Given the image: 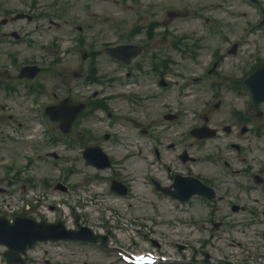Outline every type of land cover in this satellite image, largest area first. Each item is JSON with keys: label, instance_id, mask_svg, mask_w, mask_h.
I'll list each match as a JSON object with an SVG mask.
<instances>
[{"label": "rangeland", "instance_id": "rangeland-1", "mask_svg": "<svg viewBox=\"0 0 264 264\" xmlns=\"http://www.w3.org/2000/svg\"><path fill=\"white\" fill-rule=\"evenodd\" d=\"M86 4H89L90 9L86 7ZM259 6L260 9H255L243 0H22V2L21 0H0V22L4 18L10 19L19 12H27L36 17L34 23L11 24L13 30L21 28L20 32L22 33L32 30L35 34L33 37L29 34V38H32L30 43H25L13 50L16 56L12 59H7L5 55L0 56L3 58L0 59V215L6 216L9 220L16 216L30 217L51 223L60 220L68 228L74 227L77 216H79L83 225L102 234L113 230V226L122 227V222H125L128 230L113 231L117 239L114 244L128 246L132 241L141 243L140 236L150 234L151 229L155 227L152 223H144L146 224L144 225L143 221L138 219L142 214V199L146 192L140 193L139 185H137L129 200L118 199L111 195L107 182L110 172L98 173L92 167L87 166L82 152L87 146L99 140L102 141L109 154L111 151L117 156V160L122 161V157L128 154L122 142L127 137L129 138V135L137 138L138 132L144 127L146 120L138 119L136 125L142 126H129L130 121L119 115L118 110H113L110 107L107 111H94L92 106L90 111L83 114L72 135L68 138L58 136L62 139L54 144L40 128V126L51 127L42 114L43 109L46 105L53 104L56 100L67 96L73 97L75 100L90 101L95 92L105 91V88L108 87L105 71L109 70L108 64L112 62L103 53V48L108 44L120 41L140 43L145 38L159 41L164 38L161 37V33L165 32L161 30L163 28L171 29L166 30L168 33L173 30L175 36L184 35L188 45L197 44L199 47L193 49V52L197 53L196 58L187 55L185 59H182L179 54H176L178 68L184 73L183 78L188 73L201 72L204 65L210 62L211 54L214 52H223L227 56L223 65L226 75L232 73L239 75L240 71L242 74H249L251 68L264 61V26L253 33L249 32L252 26L255 24L258 26V23L262 21L264 0H259ZM46 9L62 13L63 16L58 13L50 15L60 18L57 23L61 27L59 29L54 25L51 30L44 32V36L41 35L42 33L39 36L35 28L37 26L41 28L42 22H45L42 20L44 14L42 11L45 12ZM134 10L136 14L132 18L123 19ZM95 12L98 13V16L94 15ZM137 14L144 21H139ZM134 18V23L127 25L129 22H133ZM151 20H158L161 23L160 28L158 27L156 30L157 37H148L145 34L146 26L148 23L151 24ZM141 23L142 31L138 28ZM77 26H84L83 33L76 32ZM123 31L128 32L126 39ZM71 35H75V38L81 36V43L79 46L76 43L74 45V47L77 46L76 50L67 54L68 43L66 41L70 40ZM230 42H240V49L236 56L228 54ZM48 43L54 44L56 50H61L57 56L46 51L45 45ZM5 49L6 47L2 48L1 46L0 52L4 53ZM85 51L90 57L86 62L79 63ZM57 58L63 60L64 63H58L55 60ZM27 64H38L44 69L42 76L33 84L21 82L17 78L19 70ZM82 70L85 73L84 77L74 80L73 72ZM33 86H41L44 91L38 96H32L30 88ZM201 89L204 91L200 96L198 91ZM205 89H208L207 93H205ZM209 90L208 84H202L188 92L189 97L183 101L184 111L180 124H192V118H196L194 112L197 111L200 103L203 104V100L210 93ZM156 94L161 95L157 90ZM122 101L120 100L121 105ZM221 101L225 106L221 112L217 113L215 124L221 120L223 124L231 123L234 111L245 110L249 105L250 98L248 95H233L227 98L222 97ZM214 103H217V100ZM185 106L188 108L186 112ZM259 109L264 113V106ZM146 111H148L149 120L153 119L154 110L146 109ZM112 112L115 116L113 119L109 117V113ZM140 117H143L142 113ZM155 122L157 121L155 120ZM252 125L263 127L258 129L257 135L247 133L238 139L244 145L245 151L242 154L232 152L229 148L225 150L220 144L225 140L196 145V149L201 152H194L201 157L214 153L227 154L226 157L231 162L235 158L243 159V167L247 165L245 158H260L264 166V115L256 117L254 122H251ZM38 128L40 129L38 130ZM178 130L179 128L175 127L170 132L171 136L168 139L179 140ZM107 133L114 135V139L110 142L103 139ZM163 133L162 131L161 135ZM90 134L94 138H90ZM77 137H82L86 141H77L71 143V147L68 146L67 141L71 142L72 138ZM149 141V138L138 136L137 144L145 147ZM83 142L87 144L83 145ZM49 153H56L59 157L54 158L49 156ZM171 153H168L167 158ZM133 158L135 159L130 162L132 167L128 165V161L126 162L125 170L128 173H122L121 176L123 178L133 176L139 183L141 172L145 169L146 163L143 160V155ZM166 161L164 160V163ZM157 168L158 166L153 167L154 170ZM238 168L245 169L240 166ZM97 175L100 178H97ZM60 182L70 188L67 194L55 190V185ZM90 189L94 193H101L99 195L101 201H94L93 205L86 208L83 199L86 198L87 193L89 194ZM248 195L251 205L253 199L259 197L260 194L257 191H252ZM107 206L112 207V210H101ZM193 212L192 210L191 214ZM177 214L186 218L179 212ZM175 217L173 216L171 219L174 220ZM161 220L159 219V221ZM135 224L138 225L133 228ZM199 228L200 230H195L190 225L188 228L191 234V237L188 238L190 241L184 240L186 239L184 236L186 230L176 229L181 233L178 237L181 240L179 242L190 244V248L194 244L201 245L202 238H205L208 233L202 234V227ZM243 228H239V235L235 237L237 242L252 241L244 236ZM206 229H209V226ZM155 230L165 231L166 227L159 225ZM220 236L225 235L220 234ZM260 242H262L261 239ZM211 244L222 251L221 253L216 252L212 248L209 250L217 257L224 253L227 257L242 259L241 249L231 245L229 239L227 241L218 239L217 242H211ZM148 248L153 249L150 245L147 246ZM5 251L6 248L0 246V264H8L2 257ZM99 251V247L96 249L91 245L72 246L64 243H45L35 246L28 253L27 264H45L47 261L52 264H100L102 254ZM133 251L140 253L145 250ZM186 253L191 254V250ZM181 257L183 264H191V261H187L188 256Z\"/></svg>", "mask_w": 264, "mask_h": 264}, {"label": "flooded vegetation", "instance_id": "flooded-vegetation-1", "mask_svg": "<svg viewBox=\"0 0 264 264\" xmlns=\"http://www.w3.org/2000/svg\"><path fill=\"white\" fill-rule=\"evenodd\" d=\"M0 33L3 34L5 39H8V35L10 34V32H6L4 29H0ZM160 45L161 43L159 42L145 41L141 44V47L143 48L141 56L134 59L130 65L123 64L122 62L113 59L111 60L112 65L108 70L107 76V94L113 97L111 100L114 108L116 110L122 108L120 114L126 118L133 117L132 115L139 116L142 113V110L146 108L148 110H162L163 105H165L164 108L167 110L166 112L168 114L173 113L170 112L169 109L171 108V105L176 102L175 90L172 92V100L168 102H163L164 96H161L163 91L162 88H170V73L167 72V68L171 62L160 59L162 53L159 52ZM148 46L156 47V53L153 54L149 52ZM156 90L159 91L161 95L158 96ZM119 98L123 99L122 105L118 102ZM170 147H176V145L171 144ZM183 152L193 157V154H191L187 148H184L182 153ZM155 153L159 156V151L157 149L155 150ZM180 155L178 154V158L182 161ZM218 162V160L212 162L210 165L212 170L210 171H193L186 166L193 162L185 163L182 161L181 170H172L171 168H168L166 171H159L156 173V179L153 177H145L144 185L147 189H152L156 193L167 197L156 190L155 181L160 184V188L171 191L185 189L188 192L191 188V182L189 179L197 178L204 184L212 187L217 195L222 191L225 193L233 181H231L229 173L218 170ZM219 198L223 200V197L220 196ZM173 200L178 202L175 199ZM245 210L246 209L244 208L243 211Z\"/></svg>", "mask_w": 264, "mask_h": 264}, {"label": "water", "instance_id": "water-1", "mask_svg": "<svg viewBox=\"0 0 264 264\" xmlns=\"http://www.w3.org/2000/svg\"><path fill=\"white\" fill-rule=\"evenodd\" d=\"M250 87L255 95L257 102L264 101V69L258 72L251 80ZM25 231L16 225L14 227H7L4 221H0V241L6 244H10L13 247H19L29 243L32 237L26 235ZM34 242L38 239H47V237L37 235L32 230Z\"/></svg>", "mask_w": 264, "mask_h": 264}]
</instances>
